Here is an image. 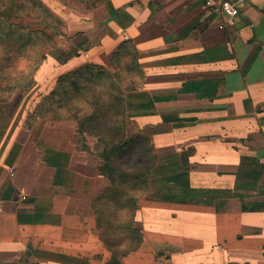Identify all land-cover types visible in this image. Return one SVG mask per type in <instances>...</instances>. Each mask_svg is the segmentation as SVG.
Returning a JSON list of instances; mask_svg holds the SVG:
<instances>
[{
    "label": "crops",
    "instance_id": "0c3cea01",
    "mask_svg": "<svg viewBox=\"0 0 264 264\" xmlns=\"http://www.w3.org/2000/svg\"><path fill=\"white\" fill-rule=\"evenodd\" d=\"M205 2L84 0L85 12L71 9L70 33L86 38L89 61L108 49L133 61L141 80L123 90L148 94L136 115L150 125L152 176L135 213V254L154 264H194L193 252L207 264H264V0H242L225 30ZM5 106L0 264H107L96 208L109 182L97 151L58 132L62 123L40 129L29 107L14 115Z\"/></svg>",
    "mask_w": 264,
    "mask_h": 264
},
{
    "label": "rangeland",
    "instance_id": "374dc122",
    "mask_svg": "<svg viewBox=\"0 0 264 264\" xmlns=\"http://www.w3.org/2000/svg\"><path fill=\"white\" fill-rule=\"evenodd\" d=\"M82 2L84 0H0V107L8 104L7 111H11L12 106L17 107L13 108L14 115L21 112V106L22 109L29 107L30 121H39L38 128L53 130L55 127L51 124L62 123L55 128L58 132L72 134L73 143L79 148L92 147L98 154H108L124 133L127 139L138 138L120 154L107 156L104 162L109 174L104 198L134 208L150 191L148 178L134 181L123 177L129 175V169L133 170L130 174H139L134 170L135 154L150 150V125L136 115L148 108V94L123 90L128 83L138 84L140 71L134 72L133 61L120 64L116 49L100 53L102 46H96L94 52L100 53L99 59L87 60L86 52L91 46L87 45L86 38L70 33L75 16L71 9L85 12ZM127 67L129 72L119 77V71L125 74ZM91 135L101 138V142ZM144 165L149 166V162ZM97 205L100 209L101 202ZM133 221L130 210L123 225L107 227L108 241L116 250L107 264H122L119 253L136 247L139 236L130 230ZM135 227L139 225L135 223ZM99 228L101 232L106 226L99 225ZM135 252H130L127 264H154L151 254ZM203 255L193 252L194 264L209 263ZM63 262L89 263L83 259Z\"/></svg>",
    "mask_w": 264,
    "mask_h": 264
},
{
    "label": "trees",
    "instance_id": "16d2710c",
    "mask_svg": "<svg viewBox=\"0 0 264 264\" xmlns=\"http://www.w3.org/2000/svg\"><path fill=\"white\" fill-rule=\"evenodd\" d=\"M126 111V110H125ZM124 111V114L127 116L128 113ZM59 122H62L60 119H56ZM122 128V127H119ZM122 131V130H121ZM120 134V131L118 132ZM92 136V135H91ZM92 137H96V136H92ZM127 137V133H124L122 135V138L119 140L117 139L116 142H119V144L116 143V146H114L111 151L106 154H98V156L100 157V159L103 161V165L101 167V172L102 174L106 177H108V173H107V167L105 166V161L107 160V156H109L110 154H117L119 152V154L125 150V148H127L128 146H130V144L136 140H138V138L134 137V138H126ZM98 139V141L101 142V138L99 139L98 136L96 137ZM149 144V143H148ZM84 148V147H83ZM85 150H90L89 148H84ZM150 149V148H149ZM148 154V155H147ZM150 155V150H146L144 152L141 153H137L135 154V160H136V165H135V169L133 167V169L135 171H138L139 174H130L132 172H130L132 169H129L128 173L129 175H125L123 177V179L127 178L134 180V181H139V180H146L147 178L151 177V157H148ZM146 161L149 162V166H145L144 164L146 163ZM133 171V170H132ZM129 176V178H128ZM132 176V177H130ZM115 182L118 181V178H114ZM103 202H101V208L99 209L98 206L96 208V213L99 221V225H104L106 226L105 230H101L100 232V236L104 242V244L106 245L107 249L111 252V258L114 256V254H116V250L113 248V245L109 243L108 241V236L109 235V230L108 228H113L115 227V225H118L120 227V225H123L121 223H124V221H126V217H128V212L130 210H132V215H133V223L131 224V232H133V234H137L139 236V240L138 243L136 245V247L134 249H131L129 251H123L121 253H119V258H123L126 257L130 254V252L132 253L133 251H137L140 246L142 245L143 242V237H142V233L139 227H135V213L138 209V204L135 203L134 208H129L127 205H125L126 203H122L120 201H117L115 199H109V198H104L102 199ZM130 205V203H127ZM103 206V209H102ZM138 226V225H137ZM113 259V258H112ZM120 263V262H119Z\"/></svg>",
    "mask_w": 264,
    "mask_h": 264
},
{
    "label": "built area",
    "instance_id": "2783aa9c",
    "mask_svg": "<svg viewBox=\"0 0 264 264\" xmlns=\"http://www.w3.org/2000/svg\"><path fill=\"white\" fill-rule=\"evenodd\" d=\"M242 0H206L208 8L219 12L223 17V23L219 26L225 30L227 26H236L241 17L240 5Z\"/></svg>",
    "mask_w": 264,
    "mask_h": 264
}]
</instances>
